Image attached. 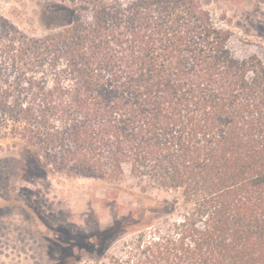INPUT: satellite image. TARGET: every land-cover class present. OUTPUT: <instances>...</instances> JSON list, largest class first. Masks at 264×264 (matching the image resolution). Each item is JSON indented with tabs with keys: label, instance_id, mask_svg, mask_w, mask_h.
I'll use <instances>...</instances> for the list:
<instances>
[{
	"label": "trees",
	"instance_id": "obj_1",
	"mask_svg": "<svg viewBox=\"0 0 264 264\" xmlns=\"http://www.w3.org/2000/svg\"><path fill=\"white\" fill-rule=\"evenodd\" d=\"M47 1L37 37L0 13V142L144 216L78 264H264V64L196 0Z\"/></svg>",
	"mask_w": 264,
	"mask_h": 264
},
{
	"label": "rangeland",
	"instance_id": "obj_2",
	"mask_svg": "<svg viewBox=\"0 0 264 264\" xmlns=\"http://www.w3.org/2000/svg\"><path fill=\"white\" fill-rule=\"evenodd\" d=\"M127 1V0H121ZM231 34L233 56L264 64V0H196ZM47 0H0V13L28 35L52 29ZM141 196L133 181L117 185L48 174L15 141L0 142V264H78L110 254L137 230L118 224ZM117 223V224H116Z\"/></svg>",
	"mask_w": 264,
	"mask_h": 264
}]
</instances>
